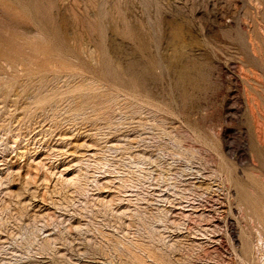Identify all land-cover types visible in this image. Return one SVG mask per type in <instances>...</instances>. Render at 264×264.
<instances>
[{"label":"rangeland","instance_id":"obj_1","mask_svg":"<svg viewBox=\"0 0 264 264\" xmlns=\"http://www.w3.org/2000/svg\"><path fill=\"white\" fill-rule=\"evenodd\" d=\"M27 1L0 0V264H264V0Z\"/></svg>","mask_w":264,"mask_h":264},{"label":"bare ground","instance_id":"obj_2","mask_svg":"<svg viewBox=\"0 0 264 264\" xmlns=\"http://www.w3.org/2000/svg\"><path fill=\"white\" fill-rule=\"evenodd\" d=\"M23 3V2H22ZM8 4V3H7ZM25 4V3H24ZM27 5L29 6V8L31 9V11L33 12V14L36 16V18L37 19H39L40 21H42V22H44L45 24H47V25H49V24H51V22H50V18H49V16H48V14H47V12H46V10L45 9H42L41 7H40V5H39V2H38V0H28L27 1ZM25 6H23V8H24ZM27 7V6H26ZM28 8V7H27ZM25 9V8H24ZM24 9H23V11H24ZM30 17V16H29ZM31 18V17H30ZM13 21V20H12ZM52 25V24H51ZM40 26V25H39ZM64 33V32H63ZM73 35V34H72ZM42 37V36H41ZM57 38V37H56ZM64 38V37H63ZM61 40V39H60ZM63 41V40H62ZM69 43V42H68ZM25 44V43H24ZM58 44H59V42H58ZM53 45V43H51V46ZM3 46V45H2ZM54 47H55V45H53ZM44 47H46L45 45H44ZM62 47V46H61ZM67 47V46H66ZM65 47V48H66ZM17 48V47H16ZM68 48V47H67ZM75 48V47H74ZM73 48V49H74ZM140 48V47H139ZM46 49H47V47H46ZM69 49V48H68ZM68 49H65V50H68ZM72 49V48H71ZM76 49H78L77 47H76ZM88 49V48H87ZM15 50V49H14ZM48 50V49H47ZM55 50V49H54ZM59 50L60 49H58V52H59ZM62 50V49H61ZM61 50H60V52H61ZM143 50V49H142ZM12 51H13V49H12ZM80 51V49H78V52ZM92 51V50H91ZM60 52H59V54H60ZM64 52V51H63ZM83 52V51H82ZM103 52V51H102ZM143 52V51H142ZM32 53V52H31ZM55 53V52H54ZM104 53V52H103ZM137 53H138V51H137ZM51 54H53V53H51ZM56 55H57V53H55ZM58 54V55H59ZM65 54V53H64ZM67 54V53H66ZM70 54V53H69ZM93 54V53H92ZM143 54V53H142ZM71 55V54H70ZM69 55V56H70ZM87 55H89V54H87ZM55 56V55H54ZM60 56H63L62 55V53H61V55ZM78 56V55H77ZM76 56V57H77ZM98 56V55H97ZM45 58V60H46V58H48V57H46V56H44ZM66 57H67V55H66ZM50 58H51V55H50ZM49 58V59H50ZM64 58V57H63ZM62 58V59H63ZM103 60L105 59V58H102ZM101 59V60H102ZM138 59H140V57H138ZM113 60V59H112ZM149 60V59H148ZM107 61V60H106ZM142 61H145V60H143L142 59ZM108 62V61H107ZM147 62V61H146ZM145 62V63H146ZM44 63V62H43ZM133 63V62H132ZM136 63V62H135ZM148 63H149V61H148ZM152 63V62H151ZM154 63V62H153ZM109 64V63H108ZM185 64V63H184ZM149 65V64H148ZM156 65V64H155ZM118 66V65H117ZM115 66L113 65V68H114ZM129 67V66H128ZM150 67V66H149ZM183 67V66H182ZM113 68H111L110 67V65L108 66L107 65V63H103V65H102V67H101V71L103 72V73H113L114 72V70H113ZM116 68V67H115ZM152 68V67H151ZM117 69V68H116ZM118 69H120V68H118ZM149 69V68H148ZM178 69V68H177ZM176 70V69H175ZM188 70V69H187ZM98 71H99V69H98ZM182 71H185V69L184 70H182ZM115 73V72H114ZM179 73H181V70L179 69ZM184 73V72H183ZM190 73V72H189ZM191 74V73H190ZM189 74V75H190ZM107 75V74H106ZM111 75V74H110ZM113 75H115V74H113ZM117 75V74H116ZM102 76V75H101ZM117 77H118V75H117ZM116 77V78H117ZM123 77V76H122ZM184 77H185V75H184ZM182 77L180 76V79H181ZM186 78V77H185ZM115 79V78H114ZM119 79H120V76H119ZM117 80H118V78H117ZM177 80V79H176ZM182 80H184V78L182 79ZM126 83V82H125ZM127 84V83H126ZM180 84V83H179ZM263 192V191H262ZM260 193V192H259ZM264 195V194H263ZM257 197V196H256ZM259 234V233H258ZM260 236V235H259ZM250 247V246H249ZM257 247V246H256Z\"/></svg>","mask_w":264,"mask_h":264}]
</instances>
